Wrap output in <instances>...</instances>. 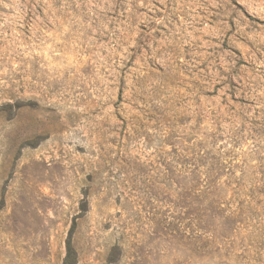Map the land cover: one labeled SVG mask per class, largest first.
I'll return each instance as SVG.
<instances>
[{
	"label": "rangeland",
	"instance_id": "1",
	"mask_svg": "<svg viewBox=\"0 0 264 264\" xmlns=\"http://www.w3.org/2000/svg\"><path fill=\"white\" fill-rule=\"evenodd\" d=\"M0 264H264V0H0Z\"/></svg>",
	"mask_w": 264,
	"mask_h": 264
},
{
	"label": "trees",
	"instance_id": "2",
	"mask_svg": "<svg viewBox=\"0 0 264 264\" xmlns=\"http://www.w3.org/2000/svg\"><path fill=\"white\" fill-rule=\"evenodd\" d=\"M74 252V248L72 245V240L70 238V240L68 241V255H67V262H69V260L71 259L72 253Z\"/></svg>",
	"mask_w": 264,
	"mask_h": 264
}]
</instances>
